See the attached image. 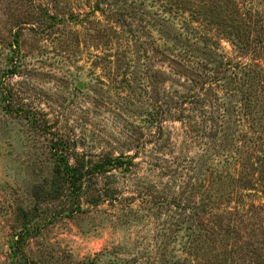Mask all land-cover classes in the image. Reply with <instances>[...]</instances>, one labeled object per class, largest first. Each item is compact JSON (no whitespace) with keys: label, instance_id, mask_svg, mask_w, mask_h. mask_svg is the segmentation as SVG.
Masks as SVG:
<instances>
[{"label":"rangeland","instance_id":"374dc122","mask_svg":"<svg viewBox=\"0 0 264 264\" xmlns=\"http://www.w3.org/2000/svg\"><path fill=\"white\" fill-rule=\"evenodd\" d=\"M172 1L0 0V264H263L264 224L252 231L249 224L256 221L242 224L238 217L230 222L237 235L232 232L205 255L190 252L195 233L211 237L197 226L201 221L191 220L195 203H209L214 223L219 222L218 215L234 211L241 194L264 202L261 175L247 172L232 182L228 176H236L234 171L200 157L204 146L194 135L201 127L186 135L173 119L162 131L145 123V106L155 104L156 90L164 87L157 51L169 49V54L174 37L190 36L188 26L197 20L190 11L177 13ZM180 2L203 14L215 5H239L243 14L258 11L264 24V0ZM98 4L104 14L91 13ZM45 9L59 17L52 28L38 18ZM120 11L129 20L135 15L136 34L118 28ZM209 29L219 33L217 25ZM221 38L225 61L255 60L264 67V49L242 54L234 45L238 41ZM181 85L168 71L166 92ZM256 92L254 115L264 139V90ZM260 144L257 140L246 153L264 163ZM122 153L137 154L130 171L114 170L110 179L86 177L88 185L108 187L106 200L93 205L92 197L79 199L72 192L64 158L72 167L90 168ZM199 180L210 186L207 193L201 190L204 195L191 191ZM179 204L185 210L176 209Z\"/></svg>","mask_w":264,"mask_h":264},{"label":"trees","instance_id":"16d2710c","mask_svg":"<svg viewBox=\"0 0 264 264\" xmlns=\"http://www.w3.org/2000/svg\"><path fill=\"white\" fill-rule=\"evenodd\" d=\"M180 1L173 0L171 3L173 9L176 8L174 10L177 13L184 15L185 12L190 11L198 16L193 15V18L195 17L197 20L194 19L193 24L188 26L191 28L188 30L190 36L195 37L193 40L190 36L183 38V34L178 33L174 39L172 38L174 45L169 54L166 55V51L169 49L157 51L160 53L159 60L162 63V69L157 75L160 79L163 78L164 87H160V92L156 90L158 99L155 104L150 102L145 106L143 113L148 116V118H145V123H149L162 131L163 123L168 119H173L182 123L186 135H191L201 127L200 134L194 135L196 140H199L200 146L202 144L204 146L200 157L208 158L212 163L215 161L216 165H223L228 171H234L237 174L236 176L233 175L234 178L230 176V173L229 176L227 175L232 182L247 177V172H253L256 176L261 175L258 180L264 185V163L260 162V158L255 160L256 154H253L254 158H248L246 153L247 149L252 146L256 147L257 140L261 143V147L264 146V139L258 135L257 131L259 122L254 115L255 108H257L256 91L257 89L264 90V67L255 60L251 63L225 61L220 44L223 39L221 36L225 35L234 39V41H238L234 45L238 47L242 54L255 53L264 49V24L259 23V12L250 10L249 12L245 11L243 14L239 5L234 9L233 6H226L223 9L218 7L219 5H215L205 9L203 14L197 9L196 5L190 8L187 7L185 2ZM179 2L181 5L177 4ZM241 7L245 8V6ZM52 8L57 9V6ZM220 10L221 12L224 10L223 13L219 14L218 11ZM225 10H227L226 13ZM97 12L104 14V10L99 4L92 7L91 10L93 14ZM42 13L39 14L38 18L45 21L43 24H46V28H52L57 24L58 15L51 13L49 9L43 10ZM205 13H208V16ZM223 14L224 17L221 16ZM240 15L244 18L241 22L236 19ZM119 16L123 26L118 28H121L124 34H136L135 27L139 23L133 20L135 15L133 19L129 20L127 14L124 15V12L120 11ZM214 25L218 26L219 33H214V29H209L210 26ZM121 33L118 34L121 35ZM240 42H244V45ZM13 44L16 48L18 47V34H15ZM153 50L155 52L158 48L155 50L153 47ZM168 71L178 80L179 84L184 83V85L177 88L178 90L175 89L171 93L166 92L165 86ZM183 88L185 91L182 90ZM238 93H241V97L236 101V104H239L236 106L233 105V99H236ZM235 110L238 112L236 116L232 114ZM239 125H241V129ZM235 132H238V134H235ZM136 158L137 154L128 157L125 153H122L115 158H103L99 162H92L90 168L85 166L72 167L64 158L65 168L63 171L67 175L68 186L79 199L82 196L87 199L92 197L93 205H98L106 200L108 187L100 188L95 187L94 184L92 186L88 185L86 183L88 174L92 175L90 176L91 179H110V174L114 170H120L119 172L122 174L130 171L131 167L135 165L134 160ZM151 166L154 167V164H151ZM176 173L177 171L174 170L173 175H176ZM192 173L196 175L195 170ZM252 182L253 180L250 178L247 184H252ZM209 187L207 181L199 180V183L193 182L191 184V191L193 189L199 195H204L203 192L207 193ZM207 196L210 198L209 195ZM257 199L253 195L241 194L239 204L234 211L232 209L223 211L222 214L218 215L220 217L219 222L215 223L212 219L214 214L208 210L209 203L205 204L203 202L199 205L195 203L192 207L191 220L201 221L197 226L199 228L202 226L211 237L208 236L207 238V235L204 237L199 232L195 233L193 235L195 238L194 246L190 248V252L197 256L200 251H203L202 255H205L210 246V249H215L217 247L215 243L219 242V245H221L224 241L229 240L233 234L232 232L235 231L234 233L237 235V230L232 228L235 225L230 223L233 217H238L237 220H241L242 224H248V220L260 221L261 224L256 222L249 224L252 227L250 230L255 231V226H257L255 229H259V226L264 224V219H262V216H264V202L262 203ZM175 208L185 210V208H182V204L176 205ZM206 213L209 214L210 218L204 217L201 219V216ZM179 216L182 215L179 214ZM17 237L18 241L23 239L22 234H18ZM190 237L192 238V235ZM226 245L230 246L229 243H226ZM232 250L233 247L229 250L230 254L233 253ZM237 251L240 253L241 249H237ZM226 260L220 259L221 262ZM260 262L264 264V260Z\"/></svg>","mask_w":264,"mask_h":264},{"label":"water","instance_id":"95a60500","mask_svg":"<svg viewBox=\"0 0 264 264\" xmlns=\"http://www.w3.org/2000/svg\"><path fill=\"white\" fill-rule=\"evenodd\" d=\"M81 86H82V84L80 83V84H79V87H81Z\"/></svg>","mask_w":264,"mask_h":264}]
</instances>
